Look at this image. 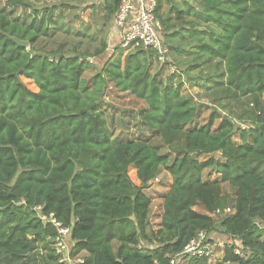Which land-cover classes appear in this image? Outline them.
Returning a JSON list of instances; mask_svg holds the SVG:
<instances>
[{
  "label": "trees",
  "instance_id": "obj_1",
  "mask_svg": "<svg viewBox=\"0 0 264 264\" xmlns=\"http://www.w3.org/2000/svg\"><path fill=\"white\" fill-rule=\"evenodd\" d=\"M182 1L183 8L155 0L154 15L169 51L192 55L190 69H199V76L188 80L211 91L217 108L202 124L196 102L181 92V77L174 82L170 74L162 82L161 67L152 73L155 51L136 48L122 57L119 40L86 79L89 59L107 49L104 40L91 53L74 49L68 55L62 45L46 50L42 42L58 30L61 16L54 20L46 10L27 20L13 16L22 1L0 3V264H67L55 251L51 220L70 229L69 259L80 258V264H169L198 232L209 237L216 225L212 214L229 205L219 228L237 243L225 245L220 264H264V0ZM119 2L103 1V26ZM185 39L190 50L178 44ZM22 77L37 91L27 89ZM108 85L142 100L146 127L164 146L181 142L182 149L170 158L147 140H112L100 108ZM229 105L237 113L221 117L217 109ZM234 119L248 126L235 127ZM129 166L137 187L128 179ZM211 168L218 178L204 181L202 173ZM161 169L171 183L151 231L145 190ZM223 183L233 188L232 198ZM185 258V264H214L205 256Z\"/></svg>",
  "mask_w": 264,
  "mask_h": 264
},
{
  "label": "rangeland",
  "instance_id": "obj_2",
  "mask_svg": "<svg viewBox=\"0 0 264 264\" xmlns=\"http://www.w3.org/2000/svg\"><path fill=\"white\" fill-rule=\"evenodd\" d=\"M7 0H0L2 5L5 4ZM25 6L20 8L19 6H14L13 16L16 17H26L27 20H30L35 13L41 15L46 10H52V18L55 20L56 16H61L58 22V30H55L53 36L49 39H46L42 42L46 50H53L57 46L62 45V51L68 55L77 50L78 53H91L96 48L99 47L100 41L104 40L105 43H110L111 41V32H112V21H110L106 26L102 25V6L104 0H20ZM180 8H183L182 0H174ZM190 2V0H189ZM193 4V3H192ZM194 5V4H193ZM163 9L166 10L164 6ZM190 18V17H188ZM85 28H88L85 31V34L78 35L79 31H84ZM178 39V37H176ZM185 40H179L178 44L183 48V50H190L192 45L188 44ZM112 44V43H111ZM163 47L166 49V53L162 56L161 60L153 59V66L151 68L152 73L156 72L160 67L159 80L162 82L166 81V78L170 74H174V82H177V76H180L182 79V89L181 92L184 95L191 96L199 109V117L197 119L198 124L206 122L209 114L213 109L217 108L211 103L210 92L205 89H201L198 85L192 83L194 79L188 80V78L199 76V69L191 70V60L192 55L188 53H173L169 51L168 43L165 38L162 41ZM169 45L176 46L175 42H170ZM111 46V45H110ZM117 47V45H116ZM114 49V48H113ZM113 51H111L112 54ZM128 51H122V57ZM109 54V52H107ZM115 53L113 56H116ZM105 57V55L103 56ZM190 66V67H189ZM98 67L92 65V67L84 73L86 79L90 78L95 72L98 71ZM189 69V70H188ZM184 70L189 71V75L184 74ZM205 74L206 70H202ZM188 76V77H187ZM22 83L26 86L27 89L31 91H36L35 85L28 79L21 78ZM197 83L203 82L202 79L197 78L195 80ZM211 85V82L208 83ZM224 104L226 102L223 101ZM145 104L142 100L135 98L134 96L128 93H119L115 91L112 85H108L103 92L101 98V110L103 111L106 120L108 129L111 133L112 140L116 142H123L127 139H141L152 142L153 145L159 148L161 154H168L170 158L174 157L176 151L182 149V144H174L172 146H164L160 140L158 134L149 130L146 125L142 122L140 114L145 108ZM221 117L233 118L238 111L236 106H231L226 110L217 109ZM219 120H216L213 123L215 128ZM235 127H247L248 124L244 121H239L234 119ZM234 142L238 143V138L235 134L233 137ZM215 158H219L218 155H213ZM208 156H201L199 159L204 160ZM127 176L130 182L134 186H139L140 183L136 178V170L133 166H129L127 169ZM215 176L214 169L205 170L202 173V178L204 181H212ZM157 180H153L152 184L148 189L145 190L146 194L151 198V206L148 213V228L152 231L158 228L161 214V202L162 198L165 196L168 191L171 183L169 174L160 170L157 175ZM224 193L229 194V197H233V188L227 184L222 185ZM229 209L230 205L227 207ZM223 214L215 213L212 214L216 225L215 230L209 234V239L212 242H216L218 247L215 246V256L214 264H220V259L223 257V250L225 245H230L232 243L236 244L237 242L231 238L224 236L219 228V222L222 216L226 213V209ZM197 212H203L200 207L194 208ZM264 228V224H261ZM264 240V237H263ZM142 246H149L146 243H142ZM116 243H113V248H115ZM220 257V258H218ZM73 259L64 261L67 264H74Z\"/></svg>",
  "mask_w": 264,
  "mask_h": 264
},
{
  "label": "built area",
  "instance_id": "obj_3",
  "mask_svg": "<svg viewBox=\"0 0 264 264\" xmlns=\"http://www.w3.org/2000/svg\"><path fill=\"white\" fill-rule=\"evenodd\" d=\"M154 8L155 0H120L112 18V29L120 33L119 47L123 52L136 48L151 49L158 54V60H161L167 52L162 45L161 26L154 15ZM35 209L39 210V208ZM226 211L230 212V209L227 208ZM51 223L56 229L55 251L57 254L63 255V261H68L72 245L70 229L53 220ZM215 246L218 247V244L209 241L206 233L198 232L184 247L180 255L170 257L169 264H185V257L193 255L205 256L209 261H214ZM234 252L241 257L244 255L238 247L234 248ZM178 257L180 258L178 259ZM73 262L80 264L82 259L77 258ZM225 264L230 263L226 262Z\"/></svg>",
  "mask_w": 264,
  "mask_h": 264
},
{
  "label": "crops",
  "instance_id": "obj_4",
  "mask_svg": "<svg viewBox=\"0 0 264 264\" xmlns=\"http://www.w3.org/2000/svg\"><path fill=\"white\" fill-rule=\"evenodd\" d=\"M113 18V17H112ZM111 21H112V19H111ZM110 36H111V41H110V43H106V46H107V49H106V51H105V53L103 54V55H101L100 57H97V58H91V59H89L90 61V63L92 64V65H95V66H97L98 68V70L100 69V67L104 64V61L108 58V57H110L112 54H111V51H113V48L118 44V42H119V40H120V33L118 32V31H114L113 29H112V32H111V34H110ZM112 43V44H111ZM111 45V46H110ZM107 52H109V54H107ZM105 55V57H103ZM36 91H37V89H36ZM36 91H34V92H36ZM215 155H218V154H215ZM215 178H218V175H216L215 174V176L213 177V179L212 180H214ZM223 184H226V183H223ZM222 184V185H223ZM228 185V184H227ZM222 190H223V188H222ZM224 192V191H223Z\"/></svg>",
  "mask_w": 264,
  "mask_h": 264
},
{
  "label": "water",
  "instance_id": "obj_5",
  "mask_svg": "<svg viewBox=\"0 0 264 264\" xmlns=\"http://www.w3.org/2000/svg\"><path fill=\"white\" fill-rule=\"evenodd\" d=\"M11 40L15 42L18 46H21V47L27 46V42L25 41L17 40L16 38H13V37H11Z\"/></svg>",
  "mask_w": 264,
  "mask_h": 264
}]
</instances>
